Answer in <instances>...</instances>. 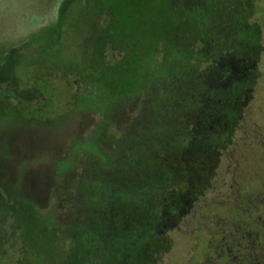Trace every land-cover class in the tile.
<instances>
[{
    "label": "rangeland",
    "instance_id": "1",
    "mask_svg": "<svg viewBox=\"0 0 264 264\" xmlns=\"http://www.w3.org/2000/svg\"><path fill=\"white\" fill-rule=\"evenodd\" d=\"M43 74L70 110L22 120ZM0 95V264H43L9 186L63 261L264 264V0H0Z\"/></svg>",
    "mask_w": 264,
    "mask_h": 264
},
{
    "label": "trees",
    "instance_id": "2",
    "mask_svg": "<svg viewBox=\"0 0 264 264\" xmlns=\"http://www.w3.org/2000/svg\"><path fill=\"white\" fill-rule=\"evenodd\" d=\"M103 31L104 30L101 29V32L99 34L100 39H101V34L103 33ZM103 35H105V34L103 33ZM167 42L169 43L170 41L167 40ZM175 51H177V50H175ZM185 55H186V53H182V56L186 57ZM69 74L72 75V79L76 82V84H77V81L80 80L81 78H88V77H91L93 75L92 78L97 79L95 74H98V76L101 75L99 70H95V69L90 68V67H87L86 70L85 69L81 70L78 73L69 72ZM49 79H50V76L48 78L46 74L45 75L43 74L41 77L35 78V83L33 85H31L30 88L24 87L27 90L23 88V90L18 91V93H17L18 95L14 92L13 97L15 98V100H14L15 103L12 105L15 107L14 108L15 113H16L15 116L20 117L22 120L24 119L26 121H31L34 119H38V120L42 119L43 117L41 116L40 112L49 111L50 108L53 110H56L55 112H58V113L61 112L59 114L60 116H61V114H63V111H65V113H66V112H68V110H70V106H71L70 104L72 103L71 99L73 98V94H75V92L73 90H71V84L72 83L70 84V82L63 81V83H64L63 88H61V90H59V88H57L55 85L49 86L50 85L48 82ZM24 90H26V92H24ZM36 90L38 91L39 95L35 94ZM40 96H41V98H40ZM0 98L4 100L5 97L0 95ZM54 104H57L58 107L55 108ZM26 105L30 106L31 110H26L27 109ZM44 118L46 119L47 116H45ZM38 120L35 123L41 124V123H39ZM8 189H10V186L4 190V193L2 195L1 204H3L2 206H4L5 209H8V210L14 212L13 218L15 220L14 221L15 224H17V228L24 231V232H22V235H23V233H25V239H23V243H24L25 248L28 247L30 249V251L32 249L33 255L36 257V259L38 258L39 260H41L43 264H55V258H56L57 264H77L76 261L74 263H72L71 259H69V256H68V251H67L68 248H72L74 245L72 242V239L69 240L70 243L68 244V247L65 249L66 255H65V260L63 261L61 258V255L60 256L56 255L55 249L50 250L51 249L50 246L54 248V246L50 244L51 241H55L56 245H57V241H58V240L52 239V237L50 236L51 234H49V237L47 239H44L42 236V231L39 230L40 235L37 232H35V234H33L32 237L27 236L29 234L24 228L25 225L27 224V221H25L23 219L24 216L19 212V207H21V201L19 199H16L15 198L16 196L12 197L10 195V193L8 192ZM21 200H23V199L21 198ZM30 205L33 209H35L37 211V212L33 211L34 212L33 213L34 220L37 222L36 225L38 226L39 224H41V225H43V227H46V229L50 228L52 230L53 225L55 223H57V221H55L57 219L54 220L52 215L49 214V213H51V211L50 210L48 211L47 214H49V216H47L46 219L43 220V215L39 214V211L37 210L36 205H32V204H30ZM58 210L60 211V208ZM151 222H152L151 217L146 216V223L149 224ZM53 230H55V229H53ZM67 237H69L68 233H67L66 237L64 236V239L67 240L68 239ZM66 240H62L61 242L64 243ZM45 242L48 243L47 246L45 245ZM60 246H63V245L60 244ZM139 251H140L139 247L137 246V249L134 252L133 257H135V255ZM25 252H27V250ZM114 253L118 255V259L116 260L117 264H118L119 260H121V256L119 254V251H114ZM136 259L138 261L137 264H141V261L139 260V258H136ZM151 262H153V261H149V262L145 261V262H143V264H151ZM102 263L107 264L105 262H102ZM81 264H92L91 259L87 258L86 262L83 261Z\"/></svg>",
    "mask_w": 264,
    "mask_h": 264
}]
</instances>
